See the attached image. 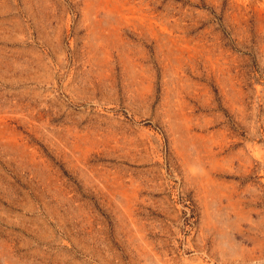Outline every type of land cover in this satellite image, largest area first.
<instances>
[{
    "label": "rangeland",
    "instance_id": "obj_1",
    "mask_svg": "<svg viewBox=\"0 0 264 264\" xmlns=\"http://www.w3.org/2000/svg\"><path fill=\"white\" fill-rule=\"evenodd\" d=\"M0 264H264V0H0Z\"/></svg>",
    "mask_w": 264,
    "mask_h": 264
}]
</instances>
